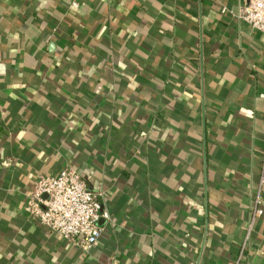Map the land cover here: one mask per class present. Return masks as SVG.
<instances>
[{
    "label": "crops",
    "instance_id": "0c3cea01",
    "mask_svg": "<svg viewBox=\"0 0 264 264\" xmlns=\"http://www.w3.org/2000/svg\"><path fill=\"white\" fill-rule=\"evenodd\" d=\"M241 2L0 0V264H231L243 242L237 264H264V40ZM64 166L109 214L87 249L22 209Z\"/></svg>",
    "mask_w": 264,
    "mask_h": 264
},
{
    "label": "built area",
    "instance_id": "2783aa9c",
    "mask_svg": "<svg viewBox=\"0 0 264 264\" xmlns=\"http://www.w3.org/2000/svg\"><path fill=\"white\" fill-rule=\"evenodd\" d=\"M80 1L67 0L68 10L75 11ZM241 3L235 14L236 19L258 31L264 40V0H242ZM220 10L223 11L224 8ZM259 96L264 98V92ZM262 158L264 161V152ZM258 185H264V172L259 175ZM100 195L99 190L92 191L87 187L78 172L64 166L53 174L35 177L25 196L22 209L71 245L87 249L101 234L99 219L109 220L108 212L100 208ZM260 213L258 208L251 212L248 226ZM244 244L245 242L241 244L237 258L231 264H237Z\"/></svg>",
    "mask_w": 264,
    "mask_h": 264
}]
</instances>
